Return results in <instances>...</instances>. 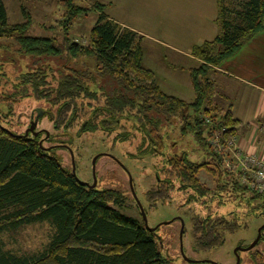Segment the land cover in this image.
I'll list each match as a JSON object with an SVG mask.
<instances>
[{
  "label": "trees",
  "instance_id": "16d2710c",
  "mask_svg": "<svg viewBox=\"0 0 264 264\" xmlns=\"http://www.w3.org/2000/svg\"><path fill=\"white\" fill-rule=\"evenodd\" d=\"M216 1L218 34L192 50L200 64L189 69L194 100L188 103L163 92L156 74L143 64L144 36L111 20L105 14L110 4L96 0L84 6L77 0H61L64 12L57 27L63 32L62 50L55 36L30 34L33 20L26 11L24 22L10 23L0 0V39L11 38L18 55L35 59L33 68L19 70L5 69V64L14 63L10 57L0 63V264H173L160 252L156 231L115 207H123L127 200L121 191L81 183L58 155L61 147L45 150L39 144L41 135L12 130L16 107L26 100L49 106L36 119L48 117L57 132L76 130L79 137L101 132L113 137V148L117 142L136 139V153H129L134 159L161 155L165 138L176 131L216 156L214 163L200 156L193 160L185 151L166 157L162 168L157 167L165 178L158 176L157 188L146 192L151 208L168 202L177 185L184 192L195 191L197 200L212 199L226 188L227 177L237 188L252 192L253 199H264L222 164L211 145L215 132L225 143L241 125L232 106L217 104L212 73L263 31L264 0ZM92 13L99 18L84 36L87 44L70 39L75 23ZM8 47L0 44L2 50ZM85 59L93 66L70 64ZM57 62L62 63L59 70L53 68ZM201 171L215 178L214 189L200 181ZM40 223H49L52 229L51 242L43 251L18 254L7 249L4 236ZM190 223L192 247L204 253L222 247L227 233L246 228L236 218L218 214H195Z\"/></svg>",
  "mask_w": 264,
  "mask_h": 264
},
{
  "label": "rangeland",
  "instance_id": "374dc122",
  "mask_svg": "<svg viewBox=\"0 0 264 264\" xmlns=\"http://www.w3.org/2000/svg\"><path fill=\"white\" fill-rule=\"evenodd\" d=\"M98 1L110 4L105 11L106 15L114 17L123 27L147 35L150 38L148 42L157 46L151 47L156 56L154 60L152 58V64L159 63L158 57L162 58L161 62L165 67L169 63L175 64L176 61L184 66L186 63H189L188 59L182 57L183 55L175 52L173 46H161L157 41L162 39L169 43V33L172 30H177V34L180 37L174 43H178L177 45L181 47L184 54L190 41L187 38L200 39V34L196 29L194 31L192 25L184 23L185 19L189 17L196 18L198 16V6L194 3V0ZM3 2L8 10L10 23L24 22L26 20L24 12L26 11L33 20L30 34L34 36H55L57 38L55 42L64 50L63 32L61 33L60 27H57V21L61 19L64 12L61 0H3ZM77 2L84 6H92L96 0H77ZM199 6L201 7V5ZM170 16L179 18L178 20L180 21L173 23L170 20ZM98 18V13H92L86 18L79 19L75 23L69 38L76 42L87 44L84 36L88 35L98 21ZM52 27L55 29L51 31L49 28ZM0 44L5 47L10 46L7 50L0 48V63H5L4 60L7 57L12 58L14 61V63L5 64L7 71L12 70L14 67L18 70L34 67L35 59L18 55L13 47L14 41L11 38L0 39ZM57 63L58 66H53L55 70H59V65L62 64L60 62ZM70 64L79 68L83 64L89 67L93 66V62L86 59L80 61L78 64L71 61ZM48 107V105L43 103L37 104L31 100L24 101L16 107V121L13 122L14 128L12 130L25 133L31 123L36 122L35 118L38 117V113L42 114L43 111H48ZM18 120L23 125L20 123L17 126ZM36 127L35 129L39 131V134H45V138L42 140L43 146L50 147L54 144V142L48 140L49 138H56L60 141L59 144H66L68 152L66 149L60 148L57 150V153L62 156L63 163L67 167H71L72 170L75 169L77 177L82 182L94 184L95 174L98 189H117L127 197L123 207L115 206L121 213L143 221L142 214L135 203L136 201L131 191L129 176L127 174L129 173L134 184L136 196L144 207L148 226L151 228L159 226L156 230V241L159 250L162 255L171 257L173 264H188L184 256L191 259L195 258L201 262H207L205 264H210V262L236 264V249L241 243L252 244L255 242L259 238V230L264 229V199H253L252 192L237 188L230 177L226 178L228 181L226 188L215 194L212 199L202 198L197 200L195 191L189 189L184 192L177 185L168 202L158 203L153 208L149 206L146 200V192L149 189L157 188L158 176L162 179L165 178L166 175L160 173L159 169L162 168L164 160L170 154H180L185 151L193 160L200 156L202 159H206L212 163L216 162V156L209 149H199L194 138L187 137L182 139L178 131H176L173 134L171 133L170 137L167 136L165 138V149L161 155L134 159L129 156V153H136V142L133 143L136 139L125 143L117 142L114 150L113 137H106L101 132L91 135L85 134L81 137L77 135L76 130L68 132L67 130H61L57 132L54 130L53 124L48 117L38 120ZM46 133L49 135L47 136ZM70 151L74 154L75 167L73 166ZM98 155L102 156L98 158L94 170L93 159ZM107 156H111L117 161L111 160ZM157 167H159L158 170ZM198 178L208 188H215L216 180L208 173L201 171ZM195 214L204 217L218 214L236 218L246 228H241L235 233H227L225 237L226 242L222 247L210 252L197 253L192 248V226L190 223L191 217ZM167 222L171 223L166 224ZM182 222L184 223V227L182 226ZM182 228L184 256L181 252L180 235ZM51 235L52 229L49 223L32 224L24 226L16 233L4 236V241L7 244L8 250H14L18 254H38L51 242ZM257 249L264 252V240L258 244ZM250 255V252H241L240 264H264L263 258L258 259V257H253V260Z\"/></svg>",
  "mask_w": 264,
  "mask_h": 264
},
{
  "label": "crops",
  "instance_id": "0c3cea01",
  "mask_svg": "<svg viewBox=\"0 0 264 264\" xmlns=\"http://www.w3.org/2000/svg\"><path fill=\"white\" fill-rule=\"evenodd\" d=\"M194 3L198 6V16L196 18L189 17L184 20V23L192 25L194 31L196 29L200 34V39L187 38L190 41L184 54L181 47L177 45L178 43H174L180 37L177 30H172L169 33V43L162 39L157 41L161 46H173L176 53L188 59L189 63H186L185 66L176 61L175 64L169 63L165 67L160 57L157 59L159 63L152 64V58L154 60L156 56L151 47L157 46L148 42L150 38L147 35L137 31L144 36L142 42L144 66L156 74L158 85L164 93L188 103H192L194 100L189 69L196 68L200 64L192 50L195 46L215 39L218 34V28L214 22L218 13L217 1L194 0ZM109 18L118 22L114 17ZM178 19L170 16L173 23L179 22ZM211 77L216 84L219 107L232 106L235 118L241 121L235 136L237 143L243 149L252 151L255 145L254 141L256 139L263 141L264 138V134L260 130L264 124V29L243 46L237 54L217 67ZM255 150L261 153L264 152V147L258 145Z\"/></svg>",
  "mask_w": 264,
  "mask_h": 264
},
{
  "label": "built area",
  "instance_id": "2783aa9c",
  "mask_svg": "<svg viewBox=\"0 0 264 264\" xmlns=\"http://www.w3.org/2000/svg\"><path fill=\"white\" fill-rule=\"evenodd\" d=\"M260 130L264 134V124ZM254 144V149L248 151L237 143L236 137L222 143L220 132H215L211 139V145L221 156L222 164L239 176L241 183L250 190L264 195V152L258 153L255 150L258 145L264 147V138L263 141L256 139Z\"/></svg>",
  "mask_w": 264,
  "mask_h": 264
},
{
  "label": "water",
  "instance_id": "95a60500",
  "mask_svg": "<svg viewBox=\"0 0 264 264\" xmlns=\"http://www.w3.org/2000/svg\"><path fill=\"white\" fill-rule=\"evenodd\" d=\"M36 125H37L36 122H32L31 125H30V127H29V128L26 130V132L24 133V136H28L30 133L33 134L34 136H37L39 132H36V131H35V127H36ZM46 135L48 136L49 134L46 133ZM42 143H43V141H40L39 144L41 145V147H42L43 149H45V150H50V149L52 148V147H44ZM70 154H71V158H72L73 166L75 167V164H74V154H73L72 151H70ZM101 156H102V155H98V156H96V157L93 159L94 170H95V166H96L97 159H98L99 157H101ZM72 172H73L74 176H75V177H76L81 183H84V184L90 186L91 188H95V187L97 186V178H96L95 174H94L95 182H94L93 185H90V184H88V183L82 182V181L77 177L76 172H75V169H73ZM128 174H129V173H128ZM129 178H130V185H131L132 194H133V197H134V199H135V201H136V203H137V205H138V207H139V209H140V212H141V214H142V217H143V220H144L145 226H146V228H148L150 231L155 232V231L158 229L159 226L154 227V228H151V227L148 226V224H147V218H146V214H145L144 207H143L142 203L138 200V198H137V196H136L135 190H134V188H133L132 178H131L130 174H129ZM169 223H171V222H167L166 224H169ZM182 226L184 227V223H183V222H182ZM259 232L261 233V229L259 230ZM260 233H259V234H260ZM260 236H261V234L259 235V238H258L254 243H252L251 245H249L247 248H238V249L235 251V253L238 255V251H244V252H247V251H250L251 249H253V248L256 246V244L258 243V241H259V239H260ZM180 237H181V252H182V254H183V256H184V250H183V245H182L183 228H182V231H181V235H180ZM184 258H185V260L188 261V262H193V260H190L189 258H187V257H185V256H184ZM240 261H241V258H240V256L238 255V256H237V264H240Z\"/></svg>",
  "mask_w": 264,
  "mask_h": 264
},
{
  "label": "flooded vegetation",
  "instance_id": "af4514ba",
  "mask_svg": "<svg viewBox=\"0 0 264 264\" xmlns=\"http://www.w3.org/2000/svg\"><path fill=\"white\" fill-rule=\"evenodd\" d=\"M35 120H36V122L38 123V120L35 118ZM37 126V125H36ZM35 128H37V127H35ZM35 131L36 132H39V131H37L36 129H35ZM41 135V138H40V140H43L44 138H45V134L43 135V134H39L38 133V135L37 136H40ZM50 139V138H49ZM59 142L60 141H57V142H55L54 144H52L51 146H56V147H61V148H66L67 149V147H66V144H64V145H62V144H59ZM61 143H63V142H61ZM109 159H111V160H114V161H117L115 158H113V157H111V156H107ZM98 160V159H97ZM121 166V165H120ZM122 168H124L123 166H121ZM125 170V169H124ZM128 174V173H127ZM128 176H129V174H128ZM129 181H130V178H129ZM132 183H133V181H132ZM91 185V184H90ZM93 185V184H92ZM97 187V186H96ZM95 187V188H96ZM133 188H134V184H133ZM135 190V189H134ZM132 191V190H131ZM136 203V202H135ZM136 205H137V203H136ZM138 206V205H137ZM139 208V207H138ZM140 210V209H139ZM261 236H260V239H259V241H258V243L256 244V246L253 248V249H251L250 251H247V252H250L251 253V258L254 260V258H257L258 257V259H261V258H263L264 259V252H262L261 250H259V249H257V246H258V244L262 241V240H264V229H262L261 230ZM226 237V236H225ZM225 242H226V240H225ZM254 243V242H253ZM225 244V243H224ZM249 245H251V244H246V243H241V245L238 247V248H247ZM193 248V247H192ZM237 248V249H238ZM236 249V250H237ZM193 251H195V252H197V253H201V252H198V251H196V250H194L193 249ZM241 252H244V251H238V255L240 256V253ZM236 254V253H235ZM237 254H236V256H238ZM253 256H255L254 258H253ZM190 260H193V262H188V264H205V263H207V262H201V261H198V260H196L195 258L194 259H191V258H189ZM240 263H241V261H240ZM210 264H221V263H218V262H215V263H211L210 262ZM237 264V263H236Z\"/></svg>",
  "mask_w": 264,
  "mask_h": 264
}]
</instances>
